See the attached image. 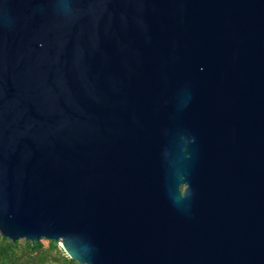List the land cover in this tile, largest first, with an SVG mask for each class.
<instances>
[{"label":"water","instance_id":"95a60500","mask_svg":"<svg viewBox=\"0 0 264 264\" xmlns=\"http://www.w3.org/2000/svg\"><path fill=\"white\" fill-rule=\"evenodd\" d=\"M0 237L264 264V0H0Z\"/></svg>","mask_w":264,"mask_h":264},{"label":"trees","instance_id":"16d2710c","mask_svg":"<svg viewBox=\"0 0 264 264\" xmlns=\"http://www.w3.org/2000/svg\"><path fill=\"white\" fill-rule=\"evenodd\" d=\"M0 264H75L59 247L47 240L11 243L0 237Z\"/></svg>","mask_w":264,"mask_h":264}]
</instances>
